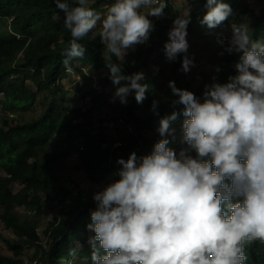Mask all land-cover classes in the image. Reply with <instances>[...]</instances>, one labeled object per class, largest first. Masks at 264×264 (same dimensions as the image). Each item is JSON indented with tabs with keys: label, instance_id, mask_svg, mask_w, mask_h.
Segmentation results:
<instances>
[{
	"label": "clouds",
	"instance_id": "obj_1",
	"mask_svg": "<svg viewBox=\"0 0 264 264\" xmlns=\"http://www.w3.org/2000/svg\"><path fill=\"white\" fill-rule=\"evenodd\" d=\"M54 3L72 37L65 54L83 59L86 48L78 41L99 25L108 79L115 87L110 102L127 106L134 94L142 104L148 91L145 75H124L121 62L127 50L147 44L154 31L149 17L163 18L166 0H115L103 15L89 0ZM205 8L199 23L209 30L232 15L230 4L222 0H206ZM189 23V16L176 17L163 46L169 62L183 54L180 71L185 74L195 66L187 55ZM231 28L226 51L238 53L239 62L230 82L213 84L203 103L193 92L168 82L178 97L172 106L183 105L188 118L184 142L197 158L184 149L177 159L168 139L156 143L139 165L135 152L127 160L118 158L120 179L93 195L96 210L86 226L94 233L88 240L91 264H246V245L264 244V42L253 40L243 23ZM63 63L72 71L69 59ZM158 107L159 101L153 100L154 115ZM176 118L173 112L160 120L161 137ZM77 251L70 249L69 255Z\"/></svg>",
	"mask_w": 264,
	"mask_h": 264
},
{
	"label": "trees",
	"instance_id": "obj_2",
	"mask_svg": "<svg viewBox=\"0 0 264 264\" xmlns=\"http://www.w3.org/2000/svg\"><path fill=\"white\" fill-rule=\"evenodd\" d=\"M114 2L89 0L90 6L102 15L107 11V6ZM222 2L229 3L232 8V15L226 21H233L235 13H239L241 18L252 15L249 34L253 40L264 39V0L258 12L251 10L242 0ZM165 11L171 14L170 18L154 22V31L147 44L136 45L133 51H127L121 62L124 75L149 72L150 66H154V75H146L143 81L148 85L146 99L142 104H137L133 94L127 106L111 108L109 115L96 124L92 121L93 113L98 112L99 105L104 103L99 89L112 84L105 66L104 46L97 41L99 27L78 41L86 48L83 59L69 58L65 53L72 37L64 27V13L56 7L54 0H0V18L9 19L7 32L0 33V104L3 97L5 108L23 111L32 104L35 94H43L48 100L43 112L35 118H2L0 222L10 235L0 233V242L6 250L0 251V264H21L19 258L27 246L35 248V257L40 255L38 251L42 245L36 225L18 212L23 207L37 217L58 209L57 216L47 223L43 233L47 250L40 255L41 264H71L77 260L91 264V247L87 240L94 233L89 232L86 226L91 223L90 213L96 210L93 195L97 192L83 190L77 180L59 175L62 163L76 156L78 163L73 169L82 171L90 182L98 183L110 171L119 173L121 166L116 163L118 158L127 160L135 152L137 160L141 162L142 157L151 155L154 138L160 135V120L173 112L177 113V118L170 124L175 132L184 135L183 123L188 118L182 114L183 105L173 107L171 101L177 97L167 100L155 82L158 76H163L162 65L168 61L163 46L177 17L171 5ZM198 12L202 14L200 10ZM192 13L194 15L196 11ZM228 26L224 21L217 29ZM190 28L198 31L201 25ZM222 38L218 37L220 40ZM228 46L229 41L218 43L222 71L214 84L228 83L230 77L238 74L235 65L239 62V54L235 51L229 54L226 51ZM65 59H69L72 71L83 78V68L87 66L95 70H108L97 81L99 89L91 88L82 95L91 100L90 106L83 112L72 111L73 118L67 117L69 109L64 107L62 101L55 100L59 93L58 79L67 72L63 63ZM112 59L118 62L115 57ZM182 59L183 54L170 62V77L163 76V80L168 83L172 78L171 81L177 82ZM27 81L37 86L36 93L26 88ZM184 87L187 89L189 84L184 83ZM195 96L200 103L204 102L200 87ZM153 100L159 101L158 115L151 111ZM107 124L114 138L109 136ZM124 130H128L129 134L124 135ZM57 132H63V136L57 144H53L51 138ZM164 139L169 140L167 147L176 152L177 159L180 158V151L187 149L184 141L181 145L179 139L167 136ZM116 142L120 143L119 147H114ZM187 155L197 158L195 151L189 149ZM12 184H17L19 188L14 191ZM225 184H230V181L226 179ZM221 207L226 210L224 202ZM77 244L82 247L79 249ZM73 248L78 249L76 256L69 255ZM245 250L248 256L246 264H264V244L260 241L246 245Z\"/></svg>",
	"mask_w": 264,
	"mask_h": 264
},
{
	"label": "rangeland",
	"instance_id": "obj_3",
	"mask_svg": "<svg viewBox=\"0 0 264 264\" xmlns=\"http://www.w3.org/2000/svg\"><path fill=\"white\" fill-rule=\"evenodd\" d=\"M251 10L254 12H258V7L263 4V0L259 2H255L254 0H242ZM201 2V3H200ZM170 3V2H169ZM206 0H177L175 3L171 1L170 5H173L172 9L174 10V14L178 16H189L190 23L187 28V41L189 44V49L187 55L189 58L193 59L194 67L191 68L190 72L185 74L180 70L177 73L178 80L175 83L177 88L185 89L184 83H188L189 87L186 89L190 92H193L196 95L198 91V87H200V91L204 94L215 82L216 77L218 74L221 73L222 69L220 66L219 61V51H218V37H225L227 41L230 42L232 36V28L233 24H245L250 29V24L252 23V15L245 16L241 18L239 13H235V17L233 21H225L226 25H229L225 29H213L209 30L206 26H202L199 21L203 18L202 14H205L207 9L205 8ZM200 4V7L198 6ZM201 11L202 14L199 15L198 11ZM193 11H196L193 15ZM192 14V15H191ZM170 13H166L163 18L157 19L154 17H149L152 22L163 21L168 19ZM55 19H57L55 17ZM196 25H201L200 30L196 31L190 28V26L195 27ZM9 26V19L7 18H0V33L7 32ZM99 27V25H98ZM260 41L264 42V39H259ZM97 41L99 43L100 39L98 38ZM133 49H129L127 51H133ZM169 66L170 62L166 61L162 67L164 69L163 76H169ZM154 66L151 65L149 68V72H143L144 75H154ZM83 72L85 78L78 75L74 71H67L64 75L60 76L58 79V91L59 93L55 97L56 101H62L65 108L69 109L67 112V117L73 118L74 113L72 111L78 110L79 112L85 111L91 104V100L87 97H82V95L91 88H98V79H101L105 74L108 73V70L105 68H101L98 70L91 69L89 66L83 68ZM141 73V72H140ZM163 76L157 77L156 85L160 92L165 95L167 100H170L173 97L171 89L168 88L167 81L163 80ZM173 80L172 78H170ZM170 80V81H171ZM25 86L27 89L31 90L32 92H37V86L27 81L25 82ZM101 97L104 101L103 104L99 105L98 112H94L92 116L93 123H98V120L102 119L105 115H109L110 109L113 107H121L118 101L115 103H111V97L115 92V87L112 84H109L105 88L99 89ZM3 100V97L1 98ZM178 99V97H177ZM1 100L0 104V125L2 123V118L7 116L9 118H18L20 120H29L32 118L37 117L40 115L47 103V99L44 98L43 94H35V98L32 104L27 107L25 110H10L5 108L3 102ZM107 130L109 131V136L114 138V134L107 124ZM160 127V124L159 126ZM125 131V130H124ZM123 133V130H122ZM128 130L124 132V135H128ZM63 136V132L55 133L52 138L51 142L53 144H57ZM167 137H172L179 139L182 145L184 141V135L181 132H175L174 126L169 125V132L165 134ZM187 145V144H186ZM172 147H174L172 145ZM187 149L189 146L187 145ZM191 150V149H189ZM193 151V150H191ZM78 163L76 156L71 157L70 159L64 161L61 167L58 170L59 175L62 177L69 176L72 179H75L79 182L80 188L83 190H90L92 192H100L103 191L109 184L116 182L120 179L118 174H114L113 171L107 173L103 179L99 180L98 183L90 182L86 179L85 175L82 171H76L73 167ZM12 188L17 190L19 187L17 184H12ZM18 212L22 215H25L28 221H32L36 226V231L40 236L42 249L38 251V254H42L43 251L47 250V245L45 244L46 236H44V230L47 226V223L52 220L58 214V209L54 211H47L42 216L37 217L31 214L29 209L20 208ZM30 212V213H29ZM0 233L3 235H10V232L7 231L2 223L0 222ZM89 240V239H88ZM78 247V244H77ZM90 247V245H89ZM0 251L6 252L5 247L0 242ZM35 248L33 246H27L23 249L22 256L19 258L21 264H34L36 261L37 264H41L42 258L40 259V255L34 256ZM88 257V254L85 255V258ZM71 264H83L80 263L79 260L72 262Z\"/></svg>",
	"mask_w": 264,
	"mask_h": 264
},
{
	"label": "built area",
	"instance_id": "obj_4",
	"mask_svg": "<svg viewBox=\"0 0 264 264\" xmlns=\"http://www.w3.org/2000/svg\"><path fill=\"white\" fill-rule=\"evenodd\" d=\"M166 2H167V5H170V3H169L170 0H166ZM166 8H167V7H166ZM222 41H227V40H226V38H222ZM129 130H131L130 127H129ZM154 139H155V144H156V143H158L161 139H164V138L161 137V136L159 135V136H155ZM114 146H115V147H119V146H120V143H119V142H116V143L114 144ZM139 163H140V162L137 160V164H138V165H139ZM87 244H89V243H88V240H87ZM34 264H37V262L35 261Z\"/></svg>",
	"mask_w": 264,
	"mask_h": 264
},
{
	"label": "crops",
	"instance_id": "obj_5",
	"mask_svg": "<svg viewBox=\"0 0 264 264\" xmlns=\"http://www.w3.org/2000/svg\"><path fill=\"white\" fill-rule=\"evenodd\" d=\"M171 1L175 3L177 0H170V3H171ZM171 7H173V5H171ZM173 8H174V7H173ZM172 10H173V9H172ZM172 12H174V10H173ZM169 18H170V17H169ZM169 18H168V19H169Z\"/></svg>",
	"mask_w": 264,
	"mask_h": 264
}]
</instances>
